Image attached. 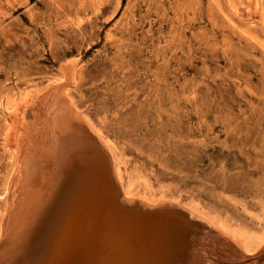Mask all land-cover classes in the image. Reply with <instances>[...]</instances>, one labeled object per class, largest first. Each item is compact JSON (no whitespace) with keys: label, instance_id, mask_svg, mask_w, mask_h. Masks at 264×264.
I'll use <instances>...</instances> for the list:
<instances>
[{"label":"rangeland","instance_id":"1","mask_svg":"<svg viewBox=\"0 0 264 264\" xmlns=\"http://www.w3.org/2000/svg\"><path fill=\"white\" fill-rule=\"evenodd\" d=\"M202 207L264 226V0H0V264H264Z\"/></svg>","mask_w":264,"mask_h":264},{"label":"bare ground","instance_id":"2","mask_svg":"<svg viewBox=\"0 0 264 264\" xmlns=\"http://www.w3.org/2000/svg\"><path fill=\"white\" fill-rule=\"evenodd\" d=\"M70 116V115H69ZM67 118H68V116H67ZM68 120V119H67ZM67 127H68V125H67ZM67 127H64L65 128V132L64 133H62V135H63V137H65L68 141H70V142H73V141H78V139H77V134H76V132L75 131H73V130H71V128L69 127V128H67ZM74 128V127H73ZM76 128V127H75ZM61 132H63L62 130H61ZM57 134V133H56ZM58 134H60L58 137H60L61 136V133H58ZM65 135V136H64ZM57 137V138H58ZM61 137H60V139L58 140L57 139V141H61ZM63 142V141H62ZM61 142V143H62ZM66 142V141H65ZM80 142V141H79ZM58 143V142H57ZM60 143V142H59ZM68 147H69V145H68ZM107 148V147H106ZM66 149V148H65ZM113 151V150H112ZM59 152V151H58ZM112 153V152H111ZM66 155V154H65ZM62 156V155H61ZM114 156V155H113ZM113 156H112V161H113V163H115V157L113 158ZM66 157V156H65ZM83 158V157H82ZM64 160H65V158H64ZM68 160V159H67ZM66 161V160H65ZM92 161V160H91ZM77 162V161H76ZM28 163V162H27ZM56 163V162H55ZM115 166V165H114ZM116 167L119 169V162L117 161V163H116ZM115 169V168H114ZM115 171V170H114ZM115 173H116V171H115ZM34 175H35V173H34ZM33 175V176H34ZM30 176H31V174H30ZM117 176V175H116ZM29 177V176H28ZM118 177V176H117ZM32 179V178H31ZM36 179V178H35ZM32 181V180H31ZM45 184V183H44ZM52 184V183H51ZM42 187V186H41ZM48 189V188H47ZM141 189H142V187H141ZM147 188H145V190H146ZM143 190V189H142ZM152 191V190H151ZM144 192V191H143ZM153 192V191H152ZM154 193V192H153ZM33 194V193H32ZM140 194V193H139ZM147 194H149V193H147ZM155 194V193H154ZM156 194H158V193H156ZM43 195V194H42ZM152 195V194H151ZM31 196V195H30ZM29 196V197H30ZM40 196V195H39ZM41 197V196H40ZM148 197V196H147ZM164 197V196H163ZM42 198V197H41ZM40 198V199H41ZM39 199V200H40ZM38 200V201H39ZM38 201L36 202V203H38ZM193 201V200H192ZM41 202V201H40ZM44 202V201H43ZM35 203V202H34ZM205 204V203H204ZM39 205H41V203L40 204H34V205H32L31 207H27L26 208V210H25V212L23 211V213H25V214H23V213H21L20 212V214H22L21 215V217H20V215H16L15 216V220H16V218H19L20 219V221H16L15 223V225L14 226H16V228H18V229H21L23 226H24V229H22V230H24V231H26L25 230V228H28L29 227V229L28 230H30L31 231V228L32 227H30L31 226V224H33V222L32 221H35L38 217H39V215H40V213H39ZM201 205V204H200ZM41 207H43V205L41 206ZM195 207H197V206H195ZM196 209V208H195ZM198 209V208H197ZM202 209H203V212L207 215L208 214V218L210 219V221H212L217 227H219L220 228V230H223L224 231V233H226V235L228 236V238H230L231 240H233L234 241V243H237L241 248H243L244 249V252H253V251H255L256 249L258 250V248L262 245V244H264V226H257V225H251V224H249V223H247V222H245V221H243V220H241V219H239V218H237V217H235L234 215H232L231 213H229V212H227V211H222V210H219V209H217V208H213V207H210V208H205V207H202ZM42 210V209H41ZM224 210V209H223ZM193 212V211H192ZM195 214V213H194ZM204 214V215H205ZM38 215V216H37ZM44 215V214H43ZM45 217V216H44ZM201 218V217H200ZM35 219V220H34ZM44 219V218H43ZM42 219V217L40 218H38L37 220H38V222L39 223H41V221L43 220ZM15 220H13V222L15 221ZM36 220V221H37ZM207 220V219H206ZM12 222V224H14ZM18 222H20V223H18ZM11 224V225H12ZM33 226V225H32ZM14 228V227H13ZM12 228V229H13ZM37 228H40L41 229V226L40 227H37ZM40 229H37V230H40ZM17 229H15V232H17L16 231ZM36 230V229H35ZM36 230V232H38ZM10 231H11V229H10ZM19 231V230H18ZM29 231V232H30ZM43 231H44V229H43ZM12 232L14 233V231L12 230ZM19 232H21V231H19ZM28 231H27V235L29 234H31V232L29 233ZM40 232L42 233V231L40 230ZM18 233V232H17ZM20 234V233H19ZM22 234V233H21ZM37 234V233H36ZM38 234H39V232H38ZM16 235V234H15ZM23 235V234H22ZM35 235V234H34ZM17 236H19V235H17ZM28 237V236H27ZM26 237V238H27ZM33 236H31L30 237V241L32 240L31 238H32ZM21 238V237H20ZM56 238V237H55ZM25 240H27V239H25ZM29 241V242H30ZM15 242V241H14ZM28 242V243H29ZM21 243H22V241H21ZM24 243V242H23ZM22 243V244H23ZM10 244V243H9ZM16 244H17V241H16ZM25 244V243H24ZM32 244V243H31ZM29 245V244H28ZM30 246V245H29ZM29 246H27L28 248H30ZM7 247V246H6ZM24 247V246H23ZM16 249H17V246H16ZM27 250H29V249H27ZM260 250V249H259ZM16 251V250H15ZM20 250H18L17 252H19ZM25 252H26V250H25ZM31 252V251H30ZM246 252V253H247ZM13 253V252H12ZM28 253V252H27ZM39 253V252H38ZM13 255V254H12ZM22 255V254H21ZM15 256V255H14ZM16 256L18 257V255H17V253H16ZM13 259V258H12ZM16 259V258H15ZM15 259H13L12 260V262L13 261H15ZM6 260V259H5ZM9 260V259H8ZM17 260V259H16ZM25 260V259H24ZM1 261V260H0ZM18 261H19V258H18ZM21 261H22V259H21ZM12 262H11V260H10V262L9 263H5V264H12ZM35 262V261H34ZM19 263H21L20 261H19ZM18 262H15L14 264H19ZM4 264V263H3Z\"/></svg>","mask_w":264,"mask_h":264}]
</instances>
